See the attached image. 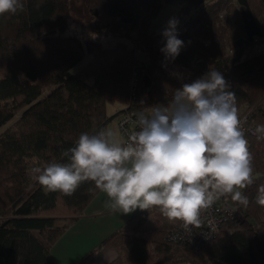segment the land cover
I'll list each match as a JSON object with an SVG mask.
<instances>
[{
	"label": "trees",
	"instance_id": "1",
	"mask_svg": "<svg viewBox=\"0 0 264 264\" xmlns=\"http://www.w3.org/2000/svg\"><path fill=\"white\" fill-rule=\"evenodd\" d=\"M163 5L177 9L184 41L174 60L152 29ZM85 7L94 35L115 43L67 34L70 0H24L23 11L0 16V264H55L50 248L99 193L91 182L71 196L47 192L27 174L34 158L67 162L61 153L81 133L166 105L175 89L209 69L228 81L239 113L248 112L246 126L264 124V53L241 59L264 38V0H85ZM86 54L87 63L72 72ZM112 105L124 108L110 115ZM246 138L255 177L242 190L247 207L231 201L238 215L199 246L170 241L178 223L152 208L148 225L130 222L103 241L117 253L111 264H264V207L255 203L264 184V139Z\"/></svg>",
	"mask_w": 264,
	"mask_h": 264
},
{
	"label": "clouds",
	"instance_id": "2",
	"mask_svg": "<svg viewBox=\"0 0 264 264\" xmlns=\"http://www.w3.org/2000/svg\"><path fill=\"white\" fill-rule=\"evenodd\" d=\"M23 9L24 0H0V16ZM177 24L170 19L162 33L166 59L174 60L184 47ZM229 89L221 71L209 69L175 89L166 105L135 112L126 139L109 128L81 133L75 146L61 153L67 162L41 164L34 158L27 174L45 191L65 196L91 182L112 212L156 208L169 223L191 232L222 198L243 207L250 203L242 191L255 182L247 117L241 118ZM252 131L264 139V124ZM255 203L264 207V184Z\"/></svg>",
	"mask_w": 264,
	"mask_h": 264
},
{
	"label": "crops",
	"instance_id": "3",
	"mask_svg": "<svg viewBox=\"0 0 264 264\" xmlns=\"http://www.w3.org/2000/svg\"><path fill=\"white\" fill-rule=\"evenodd\" d=\"M173 18L178 21L176 8L171 19ZM167 27L168 23L164 30ZM153 31L157 33L154 29ZM157 34L161 38L162 47H164L163 37L159 33ZM110 107H112L111 115L124 108L122 105ZM116 132L118 137L122 139L119 131ZM106 199V195L99 192L87 205L84 213L50 248V254L55 264H78L88 256L90 257L82 264H111L116 259L117 253L113 249L102 247L103 241L130 222H134L136 226H145L152 220L151 209H137L130 214L114 213L106 207Z\"/></svg>",
	"mask_w": 264,
	"mask_h": 264
},
{
	"label": "rangeland",
	"instance_id": "4",
	"mask_svg": "<svg viewBox=\"0 0 264 264\" xmlns=\"http://www.w3.org/2000/svg\"><path fill=\"white\" fill-rule=\"evenodd\" d=\"M175 7L170 6V5H163L162 9L159 11L158 15L153 19L152 21V29H154L157 33H159L163 37V43L164 46L166 44L165 37L162 35L165 26L169 22V20L172 18V15L174 13ZM226 15V12H223V16ZM91 22V16L87 12L86 7H85V0H70V15H69V23H68V28L66 29L67 34H74L82 39L84 37L87 38H93V39H99L104 46L107 45H112L117 41L116 38L113 37H96L93 33V31L90 28ZM264 53V38L263 39H258L254 45H251L250 47L247 46L244 49V53L242 55V60H247L251 59L252 57ZM89 55H85L84 59L76 66L74 67L71 71L76 72L78 69L82 68L88 61ZM173 74H176V69L172 70ZM47 92L44 91V94ZM108 114L111 115V108L108 107ZM248 113V112H247ZM246 111H241L240 116L247 115ZM247 117V116H246ZM109 128L112 130H118L117 129V122L114 119L111 123ZM237 216V215H236ZM149 221V220H148Z\"/></svg>",
	"mask_w": 264,
	"mask_h": 264
},
{
	"label": "built area",
	"instance_id": "5",
	"mask_svg": "<svg viewBox=\"0 0 264 264\" xmlns=\"http://www.w3.org/2000/svg\"><path fill=\"white\" fill-rule=\"evenodd\" d=\"M144 70V66H141ZM135 73V72H134ZM134 113H125L119 117L117 122L118 131L122 139H126L128 132L133 128ZM247 115L241 116V118ZM245 134L253 133V129H250L244 124ZM238 215L237 210L232 207L231 200L221 199L213 207L205 213L204 223L199 228H193L191 232H184L179 226H175L167 235L168 239L174 243L183 242L194 246H199L202 243L210 240L219 230L220 226L229 219H233Z\"/></svg>",
	"mask_w": 264,
	"mask_h": 264
}]
</instances>
